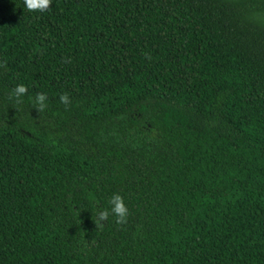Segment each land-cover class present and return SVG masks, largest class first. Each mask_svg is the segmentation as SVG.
<instances>
[{"label": "trees", "instance_id": "16d2710c", "mask_svg": "<svg viewBox=\"0 0 264 264\" xmlns=\"http://www.w3.org/2000/svg\"><path fill=\"white\" fill-rule=\"evenodd\" d=\"M0 264H264V0H0Z\"/></svg>", "mask_w": 264, "mask_h": 264}, {"label": "clouds", "instance_id": "9594fccd", "mask_svg": "<svg viewBox=\"0 0 264 264\" xmlns=\"http://www.w3.org/2000/svg\"><path fill=\"white\" fill-rule=\"evenodd\" d=\"M25 10L28 12H44L49 8L50 0H22ZM27 91L26 85L19 83L11 90L10 95L20 102L23 94ZM59 101L64 105L70 103L69 96L67 93L59 95ZM33 104L38 110L43 111L47 107L46 94L39 92L35 95ZM110 207L100 208L97 210V220L104 221L109 215H113L116 218L117 223H123L128 215V209L125 204L124 198L119 193H113L108 200Z\"/></svg>", "mask_w": 264, "mask_h": 264}]
</instances>
